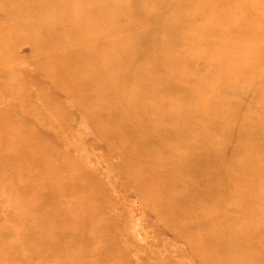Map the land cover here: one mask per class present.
Here are the masks:
<instances>
[{
    "label": "bare ground",
    "instance_id": "1",
    "mask_svg": "<svg viewBox=\"0 0 264 264\" xmlns=\"http://www.w3.org/2000/svg\"><path fill=\"white\" fill-rule=\"evenodd\" d=\"M235 1L227 6L228 0H0V99L7 98V107H0V189L17 202L15 213L0 225V264H12L11 258L36 264L30 254L43 259L37 264H123L116 256L124 247L106 233L108 218L95 220L98 212L108 214L112 206H96L95 200H104L103 187L93 183L84 164L57 149L52 115L57 116L61 104L50 103L48 91L70 98L69 106L89 122L108 151L120 156L121 164L114 168L118 177L184 242L187 264H263L252 246L264 227V207L244 217L232 212L235 203L199 199L205 219L223 218L211 250L191 238L192 221L172 223L166 215L176 193L164 184L172 180L199 189L205 181L202 168L194 183L184 177L188 146L184 139H171L174 134L184 132L197 141L199 157L218 145L214 133L195 128V122L202 115L214 120L220 101L231 96L243 101L232 86L237 74L246 76L247 95L263 99L264 72L249 73L244 65L257 55V48L243 31L238 36L232 31L234 26L244 30L251 22L228 15L233 6L240 12L243 6L259 8L262 3ZM154 31L159 37L149 41ZM226 45L232 48H221ZM234 49L235 54L230 52ZM200 58L215 67V75L187 69ZM25 75L43 80L47 93ZM27 82L43 102L40 111L32 110L33 120ZM172 84L184 86L180 96L185 105L163 98ZM229 127L222 124L219 131ZM259 136L263 149L250 157L264 155V133ZM77 188L84 191L77 193ZM259 193L264 199V188ZM259 193L252 188L254 196ZM74 209L80 214H71ZM25 223L35 244L25 242L20 228ZM81 229L93 232L94 238ZM67 234L70 243L64 245ZM93 241L96 247L89 249ZM109 243H114L110 250H116L115 255L109 249L104 253Z\"/></svg>",
    "mask_w": 264,
    "mask_h": 264
},
{
    "label": "rangeland",
    "instance_id": "2",
    "mask_svg": "<svg viewBox=\"0 0 264 264\" xmlns=\"http://www.w3.org/2000/svg\"><path fill=\"white\" fill-rule=\"evenodd\" d=\"M221 1L227 2V0ZM249 1L255 2L257 0ZM228 2L227 6L231 4V0ZM233 2L237 4L235 0ZM261 3L259 8L247 9L246 6H243L240 12L235 9V6H233L234 9L232 7L229 9L226 6L229 10L228 15L232 18L235 19L240 15V17H247L251 22L244 30H239L235 26L232 28L235 36L243 31L244 37L257 48V55L245 60V69L249 73L264 72V16L261 15L264 14V0H261ZM156 37L158 38L159 34L157 35V32L154 31L152 36L147 38L149 41L150 38L154 41ZM141 39L145 42V38L142 37ZM144 42L143 49L147 48V44ZM230 47L232 48V45L221 48L230 49ZM230 52L235 54L236 49ZM32 67L33 65L29 66V68ZM186 67L197 73H206L208 76L216 73L215 67H208L202 58L190 62ZM25 76L29 77L28 75ZM236 77L235 80L233 79L232 86L241 92L243 101L241 102L239 99L233 101L231 96L225 102L220 101L221 109L217 111L214 120L202 115L195 122V128L211 130L218 145L216 144L215 147L211 148V151L206 148L207 155L204 154L199 157L196 154L199 144L188 137L187 133L179 132L180 134H174L171 138L173 140L184 139L187 143L190 159H188L189 168L185 171L184 177L191 182L197 181L200 179L198 168H202L205 181L204 184L200 183L202 188L199 189H191L188 186L185 188L182 182H172V180L164 184L166 190H173L176 193V196L172 198L171 208L166 209V215L172 223H178L182 220H190V223L192 221L188 225V231L192 233L191 238L200 244H206L209 250L214 245L213 237L222 231L220 223H222L223 218L217 215L213 216L212 219H205L199 199L204 197L207 202H210L217 198L222 202L235 203L232 212L242 213L244 217L246 215L249 217L264 207V203H261L264 200L261 196L263 193H259L264 188V155L261 156L256 153L250 157L253 151L258 152L263 149L262 145L258 144L257 137L263 135L264 123L255 116L259 115L264 120V95L260 101L254 93L250 92L247 95L248 83L247 80H244L246 76L237 74ZM29 79L32 83L44 87L47 93L49 86L43 80L38 77H29ZM27 86L31 89L30 101L35 106L34 109L30 108L28 113L32 119L35 117L32 110L40 111L43 102L36 96L30 82H27ZM183 88L184 86L180 84L169 85L168 94H162V96L163 98H172L185 105L186 100L182 95V97L180 96ZM48 92L47 97L50 98V103L61 104V110L57 112V116L51 114L52 118L57 121V149L59 153L66 154L71 161L79 165L84 164L86 172H91L93 183L103 187L104 194L102 197L104 200L101 198L95 200L99 210H103L102 206H105V203H112L109 213L104 214V216L102 212H98L95 220H107L108 218L110 225L106 231L107 235L117 238V242L124 247V250L117 252L119 257H116L119 261L123 264H187L186 255H182L183 250L186 249L184 242L164 227L162 221L150 210V206L142 200L138 193L133 191L125 179L118 177L114 168L121 164L120 156L108 151L106 144L100 140L99 134L91 128L89 122L81 117L75 108L69 106L70 98L59 93L54 96L50 91ZM6 99L3 102L0 99L1 108L7 107ZM43 112L46 114L44 110ZM222 124L230 126L227 129L229 131L224 133L219 131ZM251 124L254 125L253 129L249 126ZM253 186L257 188L259 193L256 196L252 194ZM82 191H84L83 188L76 190L77 193ZM16 203L13 194L0 189V225L7 223L9 216L15 213ZM71 214L79 215L80 213L74 209ZM232 223V226L237 224L236 222ZM20 228L25 236V242L29 241L35 244L36 239L31 237L32 232L28 228V224H21ZM83 231L89 239L94 238L93 232L80 230V232ZM63 236V244L69 245L71 235ZM257 239L259 242L252 247L258 251V259L264 264V227L257 233ZM113 244L109 243L107 246H103L104 253L106 250L108 253V249L111 253L110 249L114 248L111 246ZM89 245V249H93L96 247V242L93 241ZM188 245H190L189 242ZM112 253L115 255L116 250ZM0 259L2 260L3 257L0 256ZM11 259L12 264H19L16 259ZM30 259L31 261L36 260L37 263L43 262L41 257L35 258L32 254L29 255Z\"/></svg>",
    "mask_w": 264,
    "mask_h": 264
}]
</instances>
